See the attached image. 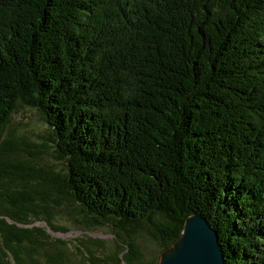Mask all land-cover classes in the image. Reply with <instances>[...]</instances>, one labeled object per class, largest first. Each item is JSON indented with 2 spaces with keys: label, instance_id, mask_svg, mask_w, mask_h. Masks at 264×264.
<instances>
[{
  "label": "trees",
  "instance_id": "16d2710c",
  "mask_svg": "<svg viewBox=\"0 0 264 264\" xmlns=\"http://www.w3.org/2000/svg\"><path fill=\"white\" fill-rule=\"evenodd\" d=\"M194 214L264 264V0H0V264H157Z\"/></svg>",
  "mask_w": 264,
  "mask_h": 264
},
{
  "label": "water",
  "instance_id": "95a60500",
  "mask_svg": "<svg viewBox=\"0 0 264 264\" xmlns=\"http://www.w3.org/2000/svg\"><path fill=\"white\" fill-rule=\"evenodd\" d=\"M157 264L225 263L215 230L204 217L194 214L186 218L178 240L160 254Z\"/></svg>",
  "mask_w": 264,
  "mask_h": 264
},
{
  "label": "rangeland",
  "instance_id": "374dc122",
  "mask_svg": "<svg viewBox=\"0 0 264 264\" xmlns=\"http://www.w3.org/2000/svg\"><path fill=\"white\" fill-rule=\"evenodd\" d=\"M10 124L7 127V132L13 130L18 136H23L29 142L32 143H45L50 144L47 141L48 134L50 132V126L44 122L39 114L31 108L28 107H19L16 112L11 115ZM56 222L60 225H64L67 227V232H59L56 233L58 238L64 240H71L77 237H81L82 235H88L94 239H99L101 243H103L104 248H97L94 252L95 255L101 257L102 252L105 254H111L114 252V243L112 241V232H110L107 228H95L93 230H79L72 226L70 221L62 215L56 216ZM31 226H44L42 222H35ZM45 227V226H44ZM70 247V244H68ZM147 250L151 249L152 247L150 244L146 243Z\"/></svg>",
  "mask_w": 264,
  "mask_h": 264
}]
</instances>
